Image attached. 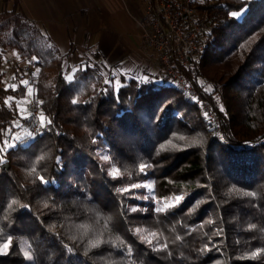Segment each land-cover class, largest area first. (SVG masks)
I'll return each instance as SVG.
<instances>
[{
	"label": "trees",
	"instance_id": "obj_1",
	"mask_svg": "<svg viewBox=\"0 0 264 264\" xmlns=\"http://www.w3.org/2000/svg\"><path fill=\"white\" fill-rule=\"evenodd\" d=\"M1 3V50L36 58L44 124L6 147L5 100L27 85L0 69V264H264V0H191L203 50L179 66L197 96L98 60L69 80L20 0Z\"/></svg>",
	"mask_w": 264,
	"mask_h": 264
},
{
	"label": "crops",
	"instance_id": "obj_2",
	"mask_svg": "<svg viewBox=\"0 0 264 264\" xmlns=\"http://www.w3.org/2000/svg\"><path fill=\"white\" fill-rule=\"evenodd\" d=\"M20 5L56 44L66 67L89 61L95 52L108 64L129 63L146 23L147 0H20Z\"/></svg>",
	"mask_w": 264,
	"mask_h": 264
},
{
	"label": "built area",
	"instance_id": "obj_3",
	"mask_svg": "<svg viewBox=\"0 0 264 264\" xmlns=\"http://www.w3.org/2000/svg\"><path fill=\"white\" fill-rule=\"evenodd\" d=\"M147 25L143 28L145 42L158 52L159 61L171 82L180 90L197 96L195 87L188 83L179 65H187L203 50L199 33L203 26L194 18L191 0H147ZM33 72V70H31ZM210 119L218 124V117L208 103L201 101ZM37 114V106L32 108Z\"/></svg>",
	"mask_w": 264,
	"mask_h": 264
},
{
	"label": "rangeland",
	"instance_id": "obj_4",
	"mask_svg": "<svg viewBox=\"0 0 264 264\" xmlns=\"http://www.w3.org/2000/svg\"><path fill=\"white\" fill-rule=\"evenodd\" d=\"M143 3H146V0H142ZM3 8V5H0V10ZM194 13V18L197 19V16ZM147 22L142 25V32L143 28H146ZM13 53H17L14 49H8L6 51H2L0 47V69L4 71V77L2 79V85L4 87H11L12 85L22 84L21 81H28L26 87L25 96L22 98H15V97H7L5 101H9L6 103L8 107L14 112L15 119H14V126L17 127L15 131L11 134V141L8 145L12 144L17 139L23 137L24 135H32L36 130L38 125L43 124L41 121V114L38 110V101L33 97L34 94V87L31 83L32 78L39 72V68L34 65L33 58L17 59ZM130 61L129 63L118 62L116 65L105 63L101 58H96L95 56L89 58V61L98 60L101 65H103L105 72H114L119 73L122 71H133L138 73V75L144 76L145 72H156L157 74H165L163 67L159 61L158 52L151 48L141 36L140 44L137 48V51L127 57ZM87 59V58H86ZM36 60V59H35ZM29 61H33L29 63ZM87 62L84 61L83 63ZM82 64V63H80ZM79 65V64H78ZM69 67V66H68ZM70 71L67 73V77L71 76L73 71V67H69ZM33 70V72H31ZM35 74V75H34ZM200 83L203 85L205 90H210L211 87L208 83L205 82L203 78L199 79ZM29 88H31L32 92L29 95ZM37 106V114H32L33 106ZM33 115V125H27V119L30 115ZM214 122V121H213ZM215 123V122H214ZM216 124V123H215ZM2 151H0L1 153ZM5 249L0 247V251H4Z\"/></svg>",
	"mask_w": 264,
	"mask_h": 264
},
{
	"label": "snow or ice",
	"instance_id": "obj_5",
	"mask_svg": "<svg viewBox=\"0 0 264 264\" xmlns=\"http://www.w3.org/2000/svg\"><path fill=\"white\" fill-rule=\"evenodd\" d=\"M13 55H15L16 57H17V59H19V54L18 53H13ZM35 57H33V61H35ZM33 61H29V63H32ZM35 75V74H34ZM69 80L72 78L71 76H68L67 77ZM21 83L22 84H28V81H21ZM12 88H13V90H15V88L17 87L16 85H12L11 86ZM31 92H32V90H31V88H29V95H31ZM9 101H5V103H8ZM74 103H75V101H73ZM41 121H42V124H43V116H41ZM12 145H6V147H11ZM4 149H0V151H3ZM105 159H107V157H105ZM144 168H145V165H141V171H143L144 170ZM112 175H117V172L114 170L113 171V173H112ZM41 179V181L42 182H45V181H43V177H41L40 178ZM148 187L149 188H151V185H148ZM171 205H165V208H167V207H170ZM163 210H165V209H162V208H158L157 209V211H163ZM250 228L251 227H255L254 225H250L249 226ZM8 246H9V243L8 242H6V243H4L3 245H2V248L3 249H7L8 248ZM26 255H27V253H26ZM253 255H256V253H253Z\"/></svg>",
	"mask_w": 264,
	"mask_h": 264
},
{
	"label": "water",
	"instance_id": "obj_6",
	"mask_svg": "<svg viewBox=\"0 0 264 264\" xmlns=\"http://www.w3.org/2000/svg\"><path fill=\"white\" fill-rule=\"evenodd\" d=\"M1 167H8V163L2 164Z\"/></svg>",
	"mask_w": 264,
	"mask_h": 264
}]
</instances>
